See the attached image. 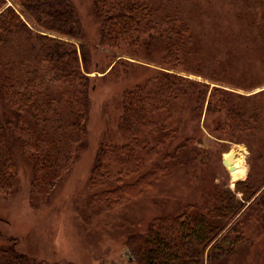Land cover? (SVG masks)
Segmentation results:
<instances>
[{"label":"trees","instance_id":"trees-1","mask_svg":"<svg viewBox=\"0 0 264 264\" xmlns=\"http://www.w3.org/2000/svg\"><path fill=\"white\" fill-rule=\"evenodd\" d=\"M12 1L17 7L0 0V196L18 191L21 164L32 189L51 195L86 147L91 52L74 0ZM225 1L228 28L210 12L211 0H93L98 45L121 53L113 54L110 73L154 74L124 91L119 129L127 142L100 145L90 184L101 190L91 206L117 208L175 172H202L209 152L187 128L203 115L217 116L215 136L245 143L253 163L234 190L206 177L213 187H201L184 210L129 235L134 264H229L240 244L264 237V89H229L259 87L249 66L264 58V38H257L264 36V0ZM0 264L41 263L8 246L0 247Z\"/></svg>","mask_w":264,"mask_h":264},{"label":"rangeland","instance_id":"rangeland-1","mask_svg":"<svg viewBox=\"0 0 264 264\" xmlns=\"http://www.w3.org/2000/svg\"><path fill=\"white\" fill-rule=\"evenodd\" d=\"M211 1L213 7H216L215 2L219 6L212 7L210 12H217L216 18L225 27L232 25L227 21L228 3L223 0ZM8 3L12 5L13 1L8 0ZM74 3L86 33L85 44L90 48L89 75L94 78L95 85L90 93L86 147L70 176L51 195H47V191L37 194L32 189L31 171L29 175V170L22 168L21 164L18 191L6 197L0 196V247L14 246L41 264H134L133 257L125 247L129 235L145 233L150 222L162 213L184 210L195 201L201 187H213L212 183L206 181V177L212 176L213 183L234 190L237 181L248 177L253 163L249 162L250 152L245 143H235L215 136L213 130L217 116L203 115L199 126L189 123L187 128L195 134V142L209 152L205 157L206 168L202 172L194 175L191 171L189 177L184 172H175L157 187L147 190L142 197L117 208L92 207L90 197L101 190L90 184L91 171L100 145H123L127 142L119 129L124 91L132 88L143 76L146 78L153 75L154 71L141 68L130 75L110 73L111 68L108 66L113 54L117 56L121 53L111 52L98 45L100 26L93 0H74ZM14 6L17 7L16 4ZM252 18L256 20V17ZM260 22L264 24V21ZM257 38L262 39L264 36ZM142 63L157 67L151 61ZM249 67H256L258 77L261 78L256 84L259 87L244 89L240 88L244 84H238L229 85V89L245 95L264 89V58L261 55L255 56ZM241 75V79L248 77L246 72ZM191 77L202 80L194 75ZM184 117L190 118L187 111ZM194 127H197L196 132L193 131ZM237 149L245 151L246 174L233 180V174L224 165V160ZM229 264H264V237L255 241L253 246L240 244Z\"/></svg>","mask_w":264,"mask_h":264},{"label":"bare ground","instance_id":"bare-ground-1","mask_svg":"<svg viewBox=\"0 0 264 264\" xmlns=\"http://www.w3.org/2000/svg\"><path fill=\"white\" fill-rule=\"evenodd\" d=\"M235 154V159L232 164L228 167L233 174V180L240 179L246 174L245 166V151L242 149H237L233 152Z\"/></svg>","mask_w":264,"mask_h":264},{"label":"water","instance_id":"water-1","mask_svg":"<svg viewBox=\"0 0 264 264\" xmlns=\"http://www.w3.org/2000/svg\"><path fill=\"white\" fill-rule=\"evenodd\" d=\"M234 159H235V154L232 152L224 160V165L229 167L230 164H232L234 162Z\"/></svg>","mask_w":264,"mask_h":264}]
</instances>
